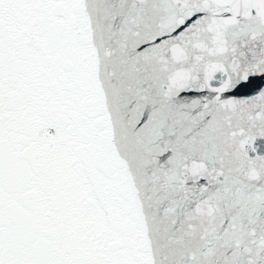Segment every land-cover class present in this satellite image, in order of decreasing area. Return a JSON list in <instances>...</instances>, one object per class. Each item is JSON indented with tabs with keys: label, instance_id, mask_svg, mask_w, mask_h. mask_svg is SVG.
Wrapping results in <instances>:
<instances>
[{
	"label": "snow or ice",
	"instance_id": "obj_1",
	"mask_svg": "<svg viewBox=\"0 0 264 264\" xmlns=\"http://www.w3.org/2000/svg\"><path fill=\"white\" fill-rule=\"evenodd\" d=\"M0 264H264V0H0Z\"/></svg>",
	"mask_w": 264,
	"mask_h": 264
}]
</instances>
